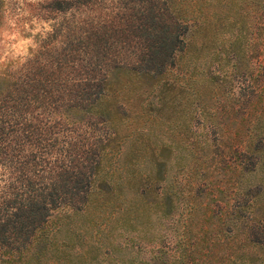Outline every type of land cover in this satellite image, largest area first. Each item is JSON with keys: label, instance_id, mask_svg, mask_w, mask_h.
<instances>
[{"label": "trees", "instance_id": "obj_1", "mask_svg": "<svg viewBox=\"0 0 264 264\" xmlns=\"http://www.w3.org/2000/svg\"><path fill=\"white\" fill-rule=\"evenodd\" d=\"M94 1L45 0L41 7L55 19L43 40L47 56L10 83L0 80V264H255L264 247V187L250 176L264 165V92L255 79L264 66L248 72L238 64L245 36L238 22L263 1L123 0L119 12L97 21ZM226 23L236 28L227 37ZM122 71L131 82L113 87ZM234 80L243 86L241 199L236 218L229 210L210 227L219 211L208 207V194L223 193L221 186L208 185L194 149L185 183L164 185L161 149L173 152L189 96L191 103L202 92L219 101L238 88ZM134 100L143 135L161 128L171 141L144 147L146 175L135 171L136 160L107 178L104 155L137 133L129 130ZM125 185L142 203L118 209L106 196ZM113 212L121 214L110 223ZM167 218L179 223L171 246L156 227ZM229 220L238 222L235 246L225 242Z\"/></svg>", "mask_w": 264, "mask_h": 264}, {"label": "rangeland", "instance_id": "obj_2", "mask_svg": "<svg viewBox=\"0 0 264 264\" xmlns=\"http://www.w3.org/2000/svg\"><path fill=\"white\" fill-rule=\"evenodd\" d=\"M125 1L95 0L92 5L91 16L94 17V21L110 19L112 15L120 11L119 7H122L126 3ZM262 1L263 4L261 6L264 7V0ZM44 2L45 0H3L2 15L0 17V80L5 78V83L6 81H9V83L13 81L26 68L27 63H38L47 56V49L49 48L45 47L43 49V46L47 45V43H43V40L47 38V33L51 31L55 19H51L47 10L41 7L42 4L46 5ZM56 20L61 22L63 20L62 16L60 15ZM238 23H240V27H242L245 34L242 38L244 50L240 54V61L238 57V64L244 71L253 72L258 65L264 66V8L257 9L256 12L251 10L248 14H243ZM220 27L225 29L223 31L226 32V37L229 33L236 30L232 24L228 23ZM229 64H232V59ZM238 74L234 73L231 77ZM252 78L254 79V77ZM255 79L262 86L264 92V68L261 70L260 76L255 75ZM183 81L184 79H181V82ZM126 82H131V79L123 71L113 75L111 79L113 87L119 88ZM233 84L238 88L233 90H230V88H227L228 90L225 89L228 95H221L219 101H215L214 98L205 92H202L198 102L195 100L191 103L189 96L186 112L180 115L177 120L180 122L178 131L180 138L178 141L177 139L176 141L174 140L173 152L169 153L167 150L161 149L162 158L166 160L165 171L163 172L166 177L164 185L176 189L182 186L181 183H185L183 176L189 167L191 149H194L201 160L200 173L204 178L208 179V185L212 182L214 190L219 185L221 186L223 193L217 194L214 192L213 194H208V207L219 211L217 215H214L209 220L212 222L210 227L216 224L218 215L227 213L229 210L236 218L237 215L234 212L238 211L237 206L241 199L239 191L243 181L239 168L243 124L242 103L240 102L243 86L238 84V80H234ZM247 84L250 83L245 81V85ZM261 102L264 104V100ZM260 105L259 103L257 106ZM131 109L136 114L129 116L130 120H132V122L130 121L129 130H136L137 133L130 135L117 153L113 152L104 155L102 162L104 167L101 169L100 174L103 176L107 175V178H113L111 175L117 174H115L116 167H123L124 164L136 160L138 167L135 171L146 175L144 165L141 164L140 160V155L144 153V147H152L155 142L158 145H162V143L168 144L171 141L169 133L161 128L155 129L149 136H144L143 134L149 132L140 130V126L144 122L138 114L141 112L138 101H133ZM91 141L93 140L90 139L89 142ZM197 143L202 146L208 143V149L196 146ZM111 147L114 146L111 145ZM136 148H141V150H136ZM250 183L258 185L259 188L264 187V165L262 163H260L255 173L250 176ZM209 191L208 187L206 193H209ZM132 193H134V190L129 189V185H125L124 192L120 195H108L106 197H111L110 201H115V206L118 209H121L123 201L133 200L135 204L142 203V201L136 202L138 197ZM202 197L200 196V198ZM210 198H216L217 201H211ZM181 207L182 205L179 204L178 211L174 213L175 218L180 217ZM120 214L119 212H113L106 217V221L114 223ZM160 224H163L166 229H161ZM160 224L156 226L159 228V234H165L166 236L163 239L171 246L172 240L175 239L173 236L176 235V226L179 223L167 218ZM229 226H231V230L227 234L225 242H227V245L233 243L235 246V241L239 238L238 222L233 223L232 220H229ZM143 247L145 248L142 254L149 253L150 246ZM253 258L255 259V264H264V247L259 248Z\"/></svg>", "mask_w": 264, "mask_h": 264}]
</instances>
